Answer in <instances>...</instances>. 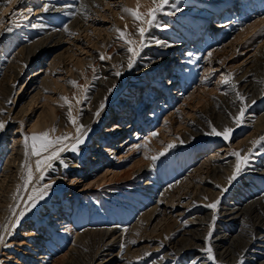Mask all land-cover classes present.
Returning <instances> with one entry per match:
<instances>
[{
	"label": "rangeland",
	"instance_id": "1",
	"mask_svg": "<svg viewBox=\"0 0 264 264\" xmlns=\"http://www.w3.org/2000/svg\"><path fill=\"white\" fill-rule=\"evenodd\" d=\"M91 1L98 3H93L92 7L83 11L82 16H78L77 13L81 11L78 7L83 0H47L44 6H47L48 11L42 8L33 17V11L27 14L26 17L31 16L28 19L29 26L23 28L18 25L22 15L13 17L17 10H12L3 18L0 16V21H3L0 24V41L5 43L0 56L4 52L10 56L22 43H35L42 38L49 42L39 56L25 63L21 71L15 74L6 70L7 84L0 83V101L5 99L10 109L9 116L14 117L29 96L38 91L40 84H35L34 89H37L28 94L33 86L30 78L41 69L43 62L62 55L55 62L51 75L60 84L53 86V91H41L36 111L33 115L24 116V123L18 131V123L15 122L6 128L5 141L0 143V177L5 165L4 159L13 148L10 146H13L11 140L14 135L17 134L19 138L16 145L18 148L24 145L25 135L38 133L31 126L39 114L37 110L46 102L47 97L60 108L58 113L67 118L68 122L63 126L71 123L68 118L69 110L77 120L83 113L84 119L90 118L92 122L97 117L95 113H101L107 105L100 120L86 132L85 142L79 146V151H65L69 162L76 159L79 164L78 167L68 164L62 171L63 174L68 171L73 183L68 181L65 187L56 190L33 208H22L25 209V216L17 227L10 230L6 242L1 246L3 255H0V264H64L62 259L66 257L71 263H77L79 258L75 255L72 258L69 253L74 242L73 230L78 235L81 230L105 228L104 223H111L112 220L118 222L110 233L122 230L124 219L131 222V218L135 220L136 214L133 212L139 209L140 201L146 198L149 201L157 199L165 187L172 184L174 186L177 181L183 184L182 189H176L182 195L176 201L177 208L183 211L185 219L190 217L197 210L196 205H193L196 200L191 198L194 197L193 183L202 177L216 181L217 179L212 178L215 162L226 164L237 159L230 153L241 151L247 142L254 140L258 134L257 124L264 123V95L258 97L259 89L264 87V0H245L244 8L238 5V12L241 17H248L249 25L238 27L233 24V30L237 28V31L228 35L224 33L225 27L212 25L213 22H225L226 12L233 10L239 0H169L164 5L163 12L157 14L156 22L151 27L145 25L147 46L140 50L136 58L140 61L150 60L152 64L137 71L128 68V63L124 66L120 64L121 60H125L124 56L129 58L131 54L126 51L124 41L118 39L119 34L113 31L114 27L123 30L127 25V18L132 20L120 6L135 8L136 4H130L126 0ZM148 1V6L141 4V11H147L152 6L151 0ZM257 2L259 10L252 12V7ZM0 3H5V0H0ZM31 3L38 5L43 2L17 0L16 7L28 10ZM233 16L228 15L230 21H233ZM79 19L82 20L78 25L80 29L75 27V22ZM9 28L11 31L7 30ZM127 32L133 34L131 38L139 41L135 26L133 28L127 25ZM219 36L224 37L225 44L229 45L218 51L219 47L215 44L206 49V52L217 50L210 57L206 53L199 55V49L207 48L210 41L214 44ZM234 38L239 39L232 46L229 42ZM154 40L165 43L157 46ZM168 42L170 44L166 45ZM69 48L70 54H74L73 58L64 53ZM102 55L106 58L101 59ZM78 57L83 59L82 66L77 64ZM6 63V59H0V79L6 72ZM106 68L113 77L118 79L122 76L124 85L120 88L117 85L113 87L116 91L111 93L112 97L106 95L96 106L94 98L101 96L98 91L103 87L98 82L110 74ZM117 71L121 75L117 76ZM229 72L234 74L236 90L246 97L244 103L247 104V109L243 123L239 126L233 123L231 116L238 113L241 101L230 85L221 83L223 76ZM72 80L79 86L70 84L69 81ZM61 84L66 85V90H63ZM62 96L69 98L71 109L61 99ZM254 97L256 99L251 102ZM102 103L104 107L100 110ZM8 112L9 110L4 111L5 116H8ZM116 113L119 119L114 120ZM209 122L218 129L224 126L234 128L230 142L221 137L206 135L210 131ZM85 126H90V122ZM154 132L157 133L156 136L152 135ZM135 133L141 135L138 142H135ZM143 139L149 141L148 156L165 151L168 144H175V147L167 149L164 155L159 156L155 162L152 161L151 166L142 171L136 169L128 180L115 177V173L120 170L133 165H144L150 160L137 147ZM256 140H260V137ZM263 146L264 141L254 144L246 165L254 166L256 178L253 182H249L247 178H239L234 189L228 193L231 195L228 197L229 202L234 197H246L244 194L248 192H252V199L259 193H264ZM159 165L162 170L160 172L156 171ZM104 176L109 180L103 181ZM157 180L162 183L158 184ZM146 182L151 183L149 188L155 186V189L140 190L139 184ZM244 185L243 194L237 192L236 188L241 189ZM189 200L193 202L186 205ZM237 202L240 199L237 198ZM42 204L45 205L44 208ZM48 209L51 215L46 217ZM68 213L72 214L71 223L64 221L69 218L66 216ZM130 214L132 215L128 217ZM141 235L143 237L138 238L137 243L141 249H145L147 245L150 247L153 240L160 238L158 233L152 231V225L142 231ZM158 254L159 250L152 248L140 259H131L129 262L147 263L158 257ZM127 256L120 254L122 261ZM102 264L123 262L119 259H106Z\"/></svg>",
	"mask_w": 264,
	"mask_h": 264
},
{
	"label": "bare ground",
	"instance_id": "2",
	"mask_svg": "<svg viewBox=\"0 0 264 264\" xmlns=\"http://www.w3.org/2000/svg\"><path fill=\"white\" fill-rule=\"evenodd\" d=\"M16 1L17 0H12L11 4L7 5L6 3H0V16L3 18L5 14L11 13L12 10H17V12L23 13L22 19L18 20L19 28H23V26H29L28 19L31 16L28 15V17H26L27 14H30L33 11V17L36 11L38 12L45 7L44 2H47V0H41L43 3L38 5H33L31 3L29 9L32 11L29 12L25 9V7L17 9ZM126 1L130 4L137 3V0ZM93 3L97 4L98 1L93 2L91 0H83V2H81L78 7L81 11H79L77 15L82 16L83 11L85 9L87 10V7L89 6L92 7ZM140 3L142 6H148L149 1L140 0ZM107 4L109 5L110 3L108 2ZM235 5L236 6L233 10L226 12L225 22L224 20L218 23L213 22L212 26L225 27V35L233 34L237 31V28L236 30H233V24H235V26L238 25V27H248L249 25L247 24L249 21V19L247 20L248 17H241L237 9L239 8L238 5H241V8L245 7V0H239L237 3H235ZM257 5H259L258 2L252 7V12L259 10ZM262 10L263 9H261V11ZM228 15H234L233 21L229 20ZM127 20V25L134 28L135 25L133 24V21L129 18H127ZM78 21L75 22V27L80 29V26L78 25H80L79 23H81L82 20L79 19ZM220 37L222 36H219L214 44H211L210 41L207 45V48L199 49V55L206 53L209 57V52L213 54V52H216L217 50L211 49L209 52H206V49L213 47L215 44H217L219 47L218 51L223 50L227 45H229L228 43L225 44L226 40L224 37L221 39ZM238 39L239 38H234L229 43L232 46H235ZM169 44V42L166 43V45ZM4 45L5 43L0 41V50L4 49ZM47 45H49L48 40L42 38L35 43H22V45L19 46L15 52L10 53V56L7 55V52H4L0 56V59L3 61L5 59L7 60V63L4 66L5 71L7 70L8 72L15 74L21 71V69L24 68L25 63L30 61L33 57L39 56L40 51ZM191 48H193V46ZM64 53H68L72 58L74 57V54H70V48ZM61 56L62 55L60 54L59 56L53 58L52 61L43 62L44 64H42L41 69L31 76L30 82L32 81L33 86H31L32 90L28 91V94L37 89V87L34 89L35 84H40V86H38L39 89L33 95L29 96V99L20 107L18 113H16L14 117L9 116L10 109L7 106L5 99L3 98L0 101V120L5 121V128L3 131H0V143L5 141L4 138L6 137V128L10 127V125L15 122L18 123V128L16 130L18 131V129L24 123V116L27 114H34L36 108L38 107L39 96L42 94V90L53 91V86L60 84V82L52 78L51 75L54 70L55 62L58 60V57L60 58ZM124 58L125 60L120 61L122 66L128 63V56H124ZM77 64L82 66V64H84L83 59L78 57ZM151 64L152 62L150 60L140 61L139 58H135L132 68L133 71H137L141 68H147V66H150ZM107 68L105 70L108 73L110 71ZM7 71L1 75L0 83H3V85L7 84ZM98 83L103 87L102 90L98 91L101 96L98 95L94 98L96 106L106 95L109 97L113 91H116L112 89L113 87L117 85V88H120L124 85L122 76L118 77L117 79V77H113L111 72L107 78H102ZM61 85L63 90H66V85ZM263 95L264 87H261V89H259L258 97ZM255 99V97L254 99H251V102H253ZM96 106L94 108H96ZM162 107H164V105H162ZM106 108L107 105L104 109ZM104 109L98 117L93 118L92 122L90 121V118L84 119L82 113V116H80V118L77 120V123L86 125L88 122H90V126H87V128L90 129L94 123L100 120ZM5 110H9L8 116H5ZM58 110H60V108L54 104L53 100L51 102L50 98L47 97L46 102L39 110H37L39 111V114L35 122L32 123L31 128L40 133L55 127L58 130L55 133H52L53 136H58L61 134L75 135L76 126L72 123L67 126H63L68 122V120L65 118V115L58 113ZM116 119H119L117 113L114 114V120ZM128 126L132 127V124H129ZM257 126H259L258 134H256L255 139L252 141H256L258 137L264 136V123L262 124V122H259ZM139 135V133L133 134L134 138L137 139L135 142L140 140L141 135L140 137ZM145 141H148V139L141 140L138 146L144 145ZM252 141L247 142L243 146L242 150L245 151H242V155H248L249 151L251 152L254 147ZM18 142L19 138L17 134H15L11 140L13 146H10L13 148H11V152H9L4 159L5 165L1 170L0 226H6L8 231L5 232L2 230V227H0V236L4 237V242L0 243V255L2 254L1 246L6 242L7 235L9 234L10 230H12L13 227H17L22 221L23 216H25V209L22 210V208H31V201L28 199V197L33 194V190L42 189L44 185L51 184V187L47 190V193L43 199H39L37 201L35 205L37 206L39 203H42V201L47 196L55 193L56 190L65 187L68 181L73 183L71 177L68 175V171L63 174L62 171L64 170V166L61 161L72 165V167L79 166L76 159H72L70 162L68 161L67 154H65V151L67 150H65L60 154V159L53 160L52 166L44 170L43 179H41V172L37 170L35 166V162L38 157L31 155V149H26L24 145L17 148L16 145ZM71 143V140L65 142L66 145H70ZM139 148L143 154L150 152L149 141L147 150L144 147ZM262 151H264V146ZM152 163V160H148L144 165H133L132 167L120 170V172H116L114 176L128 180L134 175L136 169L142 171L144 168L151 166ZM235 164L236 159L226 164L215 162L212 178L217 179L216 181L202 177L199 181L193 183L195 185L193 191L194 197L191 198L195 199L198 205L196 202L193 203V205H196L197 210L196 212H193L190 217L185 219L183 216V211H180L177 208L176 201L179 200V198H182V195L177 193L176 189L181 188L183 185L177 181L174 186H172V184L169 187H165L157 199L149 201L148 198H146V200L140 201L141 204L138 206L139 209L133 212L136 214L135 220L131 218V222L124 219L122 221V230L110 233V230L114 228V224L118 222L117 220H112L111 223H104L106 224L105 228H97V230H81L78 235L76 234L77 231L73 230V233H75L73 237L74 242L73 246L69 250V253L71 256H73L72 258H74V255L79 258L78 262L71 263L72 261H70V259L67 260L68 257H66L62 259V263L102 264L106 259H119L120 262H123V264H131L129 260L140 259L143 254L154 248L159 250L158 257L155 256V259L147 263H145L146 261H143V264H264V193H259L256 197L254 196L255 198L252 199V192H248L247 194H244L246 197H237L240 199V202H237L236 197L231 198L232 200L229 202L228 197L231 195L228 193L234 189V184L242 178H247L249 182H253L256 178L254 173H257V171L253 168L254 166H245L237 178L229 183L228 177L233 174ZM25 165H27V167ZM28 168H31L33 173V179L31 182H26ZM156 171H162L160 170V165ZM102 180L107 181L109 178L104 176ZM157 181L158 184L162 183L160 180ZM149 185H151L149 182L141 183L139 184V189L147 191H152L155 189V186L149 188ZM247 185H249V183ZM244 187L245 185L242 186L241 189L236 188V190H238L237 192L243 194V191H245ZM225 188L227 191H224ZM109 196L112 197V195ZM217 200H219V204L217 205L216 209L207 207L208 204ZM192 202L193 201L189 200L185 204L190 205ZM42 207L44 208L45 205L42 204ZM20 213H24V215L21 217ZM50 215V210H46L45 216L47 217ZM71 215L72 214L69 213L66 214V216L69 218L64 221L71 223ZM131 215L132 214H130L128 217ZM16 220H19L18 225L13 223ZM127 224L129 226H127ZM151 225L152 231L154 233H158L160 238L158 240H153V244H151L150 247L147 245L145 246V249H141L138 247L139 245H137L139 242L138 238H142L143 235H141V232L147 230ZM62 228L65 227L63 226ZM209 232H211L210 240L208 239ZM128 233H130V236H128ZM91 237L94 238L92 239ZM132 241H135V243H132ZM169 244H171V246H167ZM209 246H211L213 250V255L215 257L214 260L208 259V253L205 251V249ZM122 253L128 255L127 258L124 257L126 258L125 261L121 260L120 254ZM139 264L142 263L140 262Z\"/></svg>",
	"mask_w": 264,
	"mask_h": 264
},
{
	"label": "snow or ice",
	"instance_id": "3",
	"mask_svg": "<svg viewBox=\"0 0 264 264\" xmlns=\"http://www.w3.org/2000/svg\"><path fill=\"white\" fill-rule=\"evenodd\" d=\"M12 0H5L6 5L11 4ZM169 0H151V7L147 9V11H141V3L140 0H137L136 7L135 8H130L125 5H121L122 11L130 16L133 20V24L135 25L136 29V34L139 36V41L136 39L131 38L132 33L127 32V25H125V28L119 29V28H113V31L117 32L118 39H121L124 41V43L127 45L126 51L130 53L131 55L128 58V68H132L135 58L139 55L140 50H142L144 47H146L145 43V34H146V27H151L157 20V14L163 12L164 5L168 4ZM98 6V5H97ZM44 11H48L47 6L44 7ZM27 11L31 12V9H28ZM171 14V13H168ZM18 15H23L21 12H14L13 16H18ZM124 17H121L123 19ZM3 21H0V24H2ZM8 31H11V28L7 29ZM67 31V28L64 29ZM70 35H76V33H69ZM157 44L163 43L162 41L155 40L154 41ZM139 45V47H137ZM211 52L208 53L209 57L211 56ZM101 59H105L103 55L100 57ZM221 63H223L221 61ZM117 76L121 75L119 71L115 73ZM234 74L233 73H227L226 75L223 76L221 83L224 85H230L232 89L235 91L236 97L241 101V107L239 108V111L236 115H232L231 119L233 123L236 126H239L243 123V118L247 109V104L244 103L246 100V97L242 95L238 90H236V84L233 79ZM70 84H72L74 87H78L79 85L75 80L69 81ZM61 99L65 102V104L68 105L69 109H71V101H69V98L66 96H62ZM10 103V101H9ZM77 103L79 101L77 100ZM63 107V105H61ZM104 107L103 103L100 105V110H102ZM100 114L99 111L95 113V115L98 117ZM231 115V114H230ZM68 118L71 121L73 125L76 126L75 129V135H70V134H61L58 136H53L52 133H55L58 129L53 127L49 130H46L44 132L40 133H32L31 135H25L24 136V146L26 149L30 148L31 149V155L38 157V159L35 162L36 169L41 172L40 178L43 179V173L46 168H50L52 166V161L53 160H58L60 159V154L67 149L71 150L72 152H78L79 151V146L85 142L86 138V132L90 131L85 125L83 124H78L77 123V118L72 115V112L69 110L68 112ZM210 124V131L206 133V135L209 136H215V137H221L224 141L230 142L231 140V135L234 131V128L229 127V126H224L222 129H218L216 126ZM5 128V121L0 120V131H3ZM153 136H156L157 133H152ZM71 140L72 143L70 145H66L65 142ZM260 141H264V137H260V140L252 141L253 144H257ZM183 143V141H181ZM147 145L148 141H145L144 145L137 146L139 147H144L147 150ZM175 147V144H168L167 149ZM165 151L160 152L158 155L154 156H148L145 154L146 159H150L153 162H155L156 159H158L159 156H162L165 154ZM242 151H232L230 154L232 156H235L236 159V164L234 168L233 174L228 177L229 183H231L233 180L237 178V176L242 172L243 167L248 164L249 157L251 155V152L249 151L248 155H242ZM63 166L65 168L68 167L67 163H64L61 161ZM27 167V165H25ZM33 179V173L31 168H28L27 171V181L26 182H31ZM51 187V184H46L42 189L38 190H33V194L28 197V199L31 201V207H35L37 201L39 199H43V197L46 195L47 190ZM219 187V186H218ZM224 191H227L225 188ZM219 204V200L210 203L207 205V207L211 209H216L217 205ZM24 213H20V216L22 217ZM14 224L18 225L19 220H16L13 222ZM2 227V230L7 232L8 228L6 226H0ZM208 239H211V232L208 234ZM4 242V237L0 236V243ZM132 243H135V241H132ZM205 251L208 253V259L214 260L215 257L213 255V250L211 246L207 247Z\"/></svg>",
	"mask_w": 264,
	"mask_h": 264
}]
</instances>
